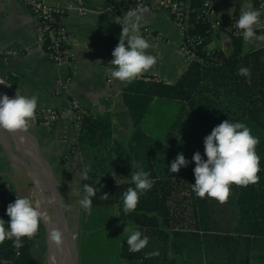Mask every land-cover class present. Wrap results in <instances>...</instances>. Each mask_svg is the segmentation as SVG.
<instances>
[{
  "label": "trees",
  "instance_id": "1",
  "mask_svg": "<svg viewBox=\"0 0 264 264\" xmlns=\"http://www.w3.org/2000/svg\"><path fill=\"white\" fill-rule=\"evenodd\" d=\"M203 2L190 0L193 27L189 36L205 37L206 46L216 29L213 21L202 14ZM232 38L228 57L218 58L217 50L207 55L200 47V60L192 62L173 83L142 75L125 86L122 98L132 123L130 140L113 135L109 112L87 111L82 116L75 149L87 150L97 171L87 172L81 196L84 183L93 185L96 195L92 208L114 210L102 223L139 228L149 237L147 246L137 252L128 250L127 240L121 243L119 256L126 264H264V46L246 52L243 38ZM241 66L251 69L250 77L238 74ZM156 99L180 105L163 145L142 127ZM226 119L245 122L259 136L256 151L261 157V171L255 184H232L228 200L221 203L195 195L192 183L196 162L192 157L198 150L204 154V137ZM181 152L190 163L171 172L170 164ZM137 161L151 173L154 185L140 196L135 210L125 213L122 196L134 186L131 163ZM102 193L109 194L107 200ZM87 217L89 214L81 208L80 225ZM21 239V256L15 263L36 264L32 240ZM12 246L13 241L2 246L8 257ZM150 252L158 255H147Z\"/></svg>",
  "mask_w": 264,
  "mask_h": 264
},
{
  "label": "crops",
  "instance_id": "2",
  "mask_svg": "<svg viewBox=\"0 0 264 264\" xmlns=\"http://www.w3.org/2000/svg\"><path fill=\"white\" fill-rule=\"evenodd\" d=\"M43 1L62 6L81 5L89 10L85 15L71 12L64 18L72 37L74 67L58 66L48 60L39 38L37 19L22 1L0 0V95L7 93L14 97L18 92L37 95L36 111L52 107L63 117L51 128L35 115L27 130L0 129V175L13 191L30 196L36 206L38 184L44 188L45 206L40 208L44 216L31 242L36 264H73L70 246L71 243L77 246L80 238L78 201L85 179L83 173L97 171V167L87 150L75 149L79 127L70 119L71 102H79L92 114L109 112L113 135L124 141L131 139L132 123L122 98V91L130 82L113 78L110 71L113 49L119 43L121 25L126 22L128 3L126 0ZM112 5L116 6V12L110 8ZM247 7H253L252 0H216L210 19L228 23L232 18L238 19L241 10ZM138 13L142 15L140 32L152 45L148 51L157 56L155 65L140 76H154L169 83L177 81L190 65L181 51L183 36L179 25L161 7V0H149ZM263 25L260 22L255 31ZM214 34L208 48L217 50L218 58L224 59L232 51L233 38L224 30L217 29ZM262 46L264 39H243L246 52ZM10 51L15 54L7 55ZM179 109L176 101L156 99L143 120L144 132L152 137L156 128L164 129L163 125L168 126L171 121L172 125ZM54 190L63 201L65 228L54 218ZM53 228L62 231L59 245L49 238Z\"/></svg>",
  "mask_w": 264,
  "mask_h": 264
},
{
  "label": "clouds",
  "instance_id": "3",
  "mask_svg": "<svg viewBox=\"0 0 264 264\" xmlns=\"http://www.w3.org/2000/svg\"><path fill=\"white\" fill-rule=\"evenodd\" d=\"M261 7L264 8V0ZM141 19L142 15L136 11L125 13L126 22L122 23V34L119 43L113 49L114 58L110 61L111 76L120 81L131 82L150 70L157 62V56L148 51L152 47L151 42L140 32ZM260 20L259 8L247 7L241 10L235 25L241 30L244 40L251 41L256 37L255 27ZM237 71L239 75L245 77L251 75V69L247 66H241ZM37 107V95H24L19 92L14 97H10L7 93L0 95V129L13 132L27 130ZM259 143V136L254 135L251 128L243 121L226 119L214 126L210 134L204 137V154L198 150L192 157L196 162L193 169L195 183H192L195 195L215 198L223 203L230 196L232 184L242 186L255 184L260 179L258 173L261 171V157L256 151ZM189 163L190 161L181 152L171 162L170 171L178 172L182 166L186 167ZM131 165L133 168L131 180L134 186H129L123 193L125 213L135 210L140 196L154 185L151 173L145 170L142 162H133ZM83 177L87 179L88 173L84 172ZM95 195V187L84 183L83 195L78 203L88 214L92 212ZM108 197V193H102L103 199L107 200ZM6 212L10 220L5 221L0 217V242L14 238L13 244L16 247L22 246L21 238H31L37 233L44 216L42 210L28 195H17L14 202L8 204ZM49 238L59 245L63 240L61 229L53 228ZM126 240L128 250L137 252L147 246L149 237L136 228ZM147 255H158V252H150Z\"/></svg>",
  "mask_w": 264,
  "mask_h": 264
},
{
  "label": "built area",
  "instance_id": "4",
  "mask_svg": "<svg viewBox=\"0 0 264 264\" xmlns=\"http://www.w3.org/2000/svg\"><path fill=\"white\" fill-rule=\"evenodd\" d=\"M22 1L29 12L37 19L38 33L41 42L44 45L48 60L58 66L74 67V52L72 48V37L68 27L64 22V18L71 12H76L80 15H85L89 10L81 5L74 6H62L60 4H49L43 0H20ZM128 3V11H136L145 8L149 0H126ZM189 0H161V7L166 9L173 20L179 25L183 36V43L181 45V51L185 55L189 64L196 60H200L197 55L198 48L202 47L207 55L210 54L208 45L205 46V37L201 35L189 36V30L193 27L190 23V2ZM216 0H204L202 7V14L205 17L210 18L213 3ZM253 7L261 10L260 22L264 24V8L261 7L262 0H252ZM114 12L117 11L116 6L110 7ZM236 18H232L226 25L223 22L217 20L212 22V27L216 30H224L228 32L232 37H242L241 30L235 25ZM123 28V24L121 25ZM256 37L253 40L264 39V25L261 30L256 31ZM7 55H14V52H7ZM67 87V83L64 84ZM71 116L72 122L79 127L82 116L87 112L85 108L77 101L71 102ZM41 122L51 128L63 117L62 113L58 112L52 107H47L36 111L35 114ZM17 192L13 191L5 180L0 175V217L5 221L10 220V216L7 214L6 209L10 202H14L17 198ZM37 233L29 238L33 240ZM12 239H6L0 242V264H16V260L21 256V247L12 246V252L6 256L5 250L2 249L4 243L13 241ZM23 245V243H22Z\"/></svg>",
  "mask_w": 264,
  "mask_h": 264
},
{
  "label": "rangeland",
  "instance_id": "5",
  "mask_svg": "<svg viewBox=\"0 0 264 264\" xmlns=\"http://www.w3.org/2000/svg\"><path fill=\"white\" fill-rule=\"evenodd\" d=\"M171 123L172 121L168 126L163 125L164 129L156 128L154 134H151L159 144L165 143V135L172 126ZM78 208L81 213L80 205ZM113 213L114 210L110 207H94L86 223L84 221L81 224L77 248L80 264H126L119 256L120 245L134 228L131 226H120V228L117 224L113 226L101 222Z\"/></svg>",
  "mask_w": 264,
  "mask_h": 264
},
{
  "label": "water",
  "instance_id": "6",
  "mask_svg": "<svg viewBox=\"0 0 264 264\" xmlns=\"http://www.w3.org/2000/svg\"><path fill=\"white\" fill-rule=\"evenodd\" d=\"M38 185L39 186H38V189L36 191V203H37V206L39 208H41V206H45L44 188L40 184H38ZM52 189H53V186H52ZM53 192L55 195L54 200H53L54 213H55L54 218L56 219V221H58L59 224H61V226L63 225V227L65 228L67 219H66V215L64 212V208H63V201H62L61 197L59 196V194L55 193V190ZM44 223L46 226L48 225L46 222H44ZM64 238L66 239L67 237L64 236ZM65 244H67V242H65ZM67 246H68V244H67ZM70 248H71L70 250H71V253L73 256V260H72L73 264H80L79 258H78L77 252H76V246L75 245L73 247L70 246Z\"/></svg>",
  "mask_w": 264,
  "mask_h": 264
},
{
  "label": "bare ground",
  "instance_id": "7",
  "mask_svg": "<svg viewBox=\"0 0 264 264\" xmlns=\"http://www.w3.org/2000/svg\"><path fill=\"white\" fill-rule=\"evenodd\" d=\"M73 262V261H72Z\"/></svg>",
  "mask_w": 264,
  "mask_h": 264
}]
</instances>
